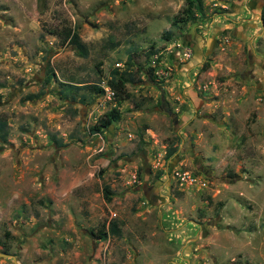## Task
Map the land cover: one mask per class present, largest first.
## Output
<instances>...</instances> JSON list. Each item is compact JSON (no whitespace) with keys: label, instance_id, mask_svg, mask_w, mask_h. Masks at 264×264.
<instances>
[{"label":"rangeland","instance_id":"374dc122","mask_svg":"<svg viewBox=\"0 0 264 264\" xmlns=\"http://www.w3.org/2000/svg\"><path fill=\"white\" fill-rule=\"evenodd\" d=\"M184 10L0 0V264H264V6Z\"/></svg>","mask_w":264,"mask_h":264},{"label":"trees","instance_id":"16d2710c","mask_svg":"<svg viewBox=\"0 0 264 264\" xmlns=\"http://www.w3.org/2000/svg\"><path fill=\"white\" fill-rule=\"evenodd\" d=\"M184 13L186 14L185 20L183 22L188 21V22H195L197 15H202L203 13V0H185V10ZM264 19V18H263ZM63 40L66 41L67 43H70L72 45H75L79 50H82V46L80 44L78 36L71 31L70 29H67L64 33H62ZM169 34L167 33V37ZM113 79L110 82L111 88L115 91V97L117 102H121L123 100H126L130 97L129 93L126 92L125 90V85L129 82L126 77L122 74H118L117 71H114L112 73ZM90 90H92L95 94L97 95H102L104 94V89L97 87V86H92L88 87ZM120 119V112L117 109V107L112 108L110 111H108L103 119L94 126L93 130L95 132H101L105 129H107L109 126L114 124ZM7 135V125L5 122L0 120V138L5 139ZM172 149H169L166 154L167 157H171L173 154ZM104 199L106 201L110 200V192L106 188L104 190ZM109 234L114 235V236H119L120 231L116 225V223H111L109 227ZM107 233L104 232L102 235L99 236V238H106ZM5 252V251H4Z\"/></svg>","mask_w":264,"mask_h":264},{"label":"built area","instance_id":"2783aa9c","mask_svg":"<svg viewBox=\"0 0 264 264\" xmlns=\"http://www.w3.org/2000/svg\"><path fill=\"white\" fill-rule=\"evenodd\" d=\"M104 91H105V93H107L108 96H113L114 95L113 92H110L109 90H104ZM178 176H179V178L182 181H185V182H187L189 184H192L194 182V179L191 176H189L188 173H183L181 175L178 174Z\"/></svg>","mask_w":264,"mask_h":264},{"label":"water","instance_id":"95a60500","mask_svg":"<svg viewBox=\"0 0 264 264\" xmlns=\"http://www.w3.org/2000/svg\"><path fill=\"white\" fill-rule=\"evenodd\" d=\"M163 111L166 112L167 114L171 115V112H170V111L168 110V108H166L165 106H164ZM0 257H7V258L11 257L13 260H15L14 257L9 256V255H6V254H0Z\"/></svg>","mask_w":264,"mask_h":264},{"label":"flooded vegetation","instance_id":"af4514ba","mask_svg":"<svg viewBox=\"0 0 264 264\" xmlns=\"http://www.w3.org/2000/svg\"><path fill=\"white\" fill-rule=\"evenodd\" d=\"M259 2L262 4V7L264 6V0H259ZM163 106H165V104H162ZM167 108V107H166Z\"/></svg>","mask_w":264,"mask_h":264},{"label":"bare ground","instance_id":"6f19581e","mask_svg":"<svg viewBox=\"0 0 264 264\" xmlns=\"http://www.w3.org/2000/svg\"><path fill=\"white\" fill-rule=\"evenodd\" d=\"M212 48V42H210V44H209V49H211Z\"/></svg>","mask_w":264,"mask_h":264},{"label":"crops","instance_id":"0c3cea01","mask_svg":"<svg viewBox=\"0 0 264 264\" xmlns=\"http://www.w3.org/2000/svg\"><path fill=\"white\" fill-rule=\"evenodd\" d=\"M213 45V44H212Z\"/></svg>","mask_w":264,"mask_h":264}]
</instances>
